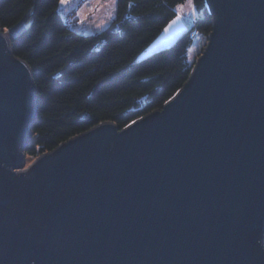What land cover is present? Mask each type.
Here are the masks:
<instances>
[{
  "label": "water",
  "instance_id": "1",
  "mask_svg": "<svg viewBox=\"0 0 264 264\" xmlns=\"http://www.w3.org/2000/svg\"><path fill=\"white\" fill-rule=\"evenodd\" d=\"M206 6V45L161 108L28 165L37 90L12 38L29 23L0 27V264H264V0ZM177 16L145 57L193 30Z\"/></svg>",
  "mask_w": 264,
  "mask_h": 264
},
{
  "label": "trees",
  "instance_id": "2",
  "mask_svg": "<svg viewBox=\"0 0 264 264\" xmlns=\"http://www.w3.org/2000/svg\"><path fill=\"white\" fill-rule=\"evenodd\" d=\"M61 0H0V27L25 18L28 29L12 38L14 53L28 62L37 90L38 116L26 156L35 158L93 125L111 120L124 127L161 108L187 80L194 31L208 36L206 0H194V28L174 47L145 57L146 47L186 0H117L103 30L86 34L66 20Z\"/></svg>",
  "mask_w": 264,
  "mask_h": 264
},
{
  "label": "rangeland",
  "instance_id": "3",
  "mask_svg": "<svg viewBox=\"0 0 264 264\" xmlns=\"http://www.w3.org/2000/svg\"><path fill=\"white\" fill-rule=\"evenodd\" d=\"M61 3V1H60ZM66 20L78 32L91 34L105 29L113 20L117 10V0H64L61 3ZM178 15L186 22L192 24L199 15L194 0H186L176 7ZM194 39L188 48V59L194 62L207 42V36L195 30ZM36 158V157H35ZM35 158L26 156V165Z\"/></svg>",
  "mask_w": 264,
  "mask_h": 264
},
{
  "label": "snow or ice",
  "instance_id": "4",
  "mask_svg": "<svg viewBox=\"0 0 264 264\" xmlns=\"http://www.w3.org/2000/svg\"><path fill=\"white\" fill-rule=\"evenodd\" d=\"M64 2V0H61V3H63ZM180 17L179 16H177V19H179ZM173 23H175V21H173ZM167 30V29H166Z\"/></svg>",
  "mask_w": 264,
  "mask_h": 264
}]
</instances>
